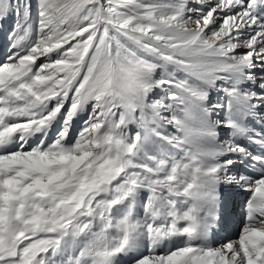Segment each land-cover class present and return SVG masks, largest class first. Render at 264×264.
Listing matches in <instances>:
<instances>
[{"label": "snow or ice", "instance_id": "6c2138e0", "mask_svg": "<svg viewBox=\"0 0 264 264\" xmlns=\"http://www.w3.org/2000/svg\"><path fill=\"white\" fill-rule=\"evenodd\" d=\"M9 21L0 264H264V0H0Z\"/></svg>", "mask_w": 264, "mask_h": 264}]
</instances>
